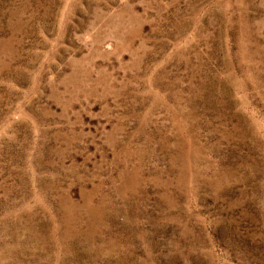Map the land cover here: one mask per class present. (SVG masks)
Wrapping results in <instances>:
<instances>
[{
	"label": "rangeland",
	"instance_id": "rangeland-1",
	"mask_svg": "<svg viewBox=\"0 0 264 264\" xmlns=\"http://www.w3.org/2000/svg\"><path fill=\"white\" fill-rule=\"evenodd\" d=\"M0 264H264V0H0Z\"/></svg>",
	"mask_w": 264,
	"mask_h": 264
}]
</instances>
